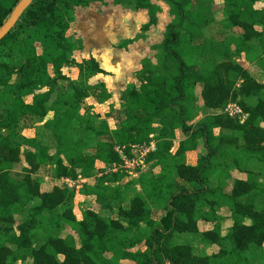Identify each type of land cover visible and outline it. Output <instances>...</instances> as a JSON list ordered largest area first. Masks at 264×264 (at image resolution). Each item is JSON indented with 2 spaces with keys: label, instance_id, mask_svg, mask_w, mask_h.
Segmentation results:
<instances>
[{
  "label": "trees",
  "instance_id": "obj_1",
  "mask_svg": "<svg viewBox=\"0 0 264 264\" xmlns=\"http://www.w3.org/2000/svg\"><path fill=\"white\" fill-rule=\"evenodd\" d=\"M8 1L10 8L0 0V28L20 2ZM105 1L36 0L18 27L0 42V264H264V174L252 170L264 169V100L260 92L264 86L238 60L223 67L229 90H219L215 71L209 67L200 74L192 72L195 65L187 57L180 29L187 22L191 26L198 23L193 13H204L202 7L192 12L193 0H114L131 12L148 14L143 33L158 25L161 9L157 2L167 5L175 19L158 47L164 58L159 72L164 75H158L154 66L150 75L140 74L143 85L129 90L120 124L109 139L104 134L108 123L98 124L95 120L99 117L86 103L89 94L98 90L100 97L108 98L103 84L85 81L104 71L91 59L85 65H74L80 69L77 81L62 73L64 67L73 65L69 56L76 45L67 34L77 9ZM259 2L264 0H223L222 24L226 31H240L230 40L234 42V59L244 57L249 66L264 69V9L255 8ZM132 43L127 40L119 48ZM60 81L68 84L65 90L59 88ZM249 84L254 90L247 96L257 100L247 108L240 104L249 114L244 124L210 113L196 129L186 127L191 118L186 104L193 100L198 85L203 87L204 107L219 112L231 89L239 86L244 91ZM234 94L235 101L240 90ZM51 113L52 119L46 120ZM23 121L30 129L34 122H44L53 143L47 146L21 137ZM81 127L83 134L78 137ZM183 127L188 138L173 153L175 130ZM217 128L219 136L214 133ZM152 135L158 150L149 155L146 164H152L150 173L160 167L162 175L154 180L147 199L165 204L166 215L159 223L154 221L152 209H145L146 201L139 194L118 220L106 221L93 211H84L79 220L73 209L75 191L60 184L49 191L31 190L24 180L15 178L14 169L22 166L23 147L28 148L25 161L31 175L45 174L53 165L55 179L76 178L78 174L87 177L97 163L120 162L117 146L126 147V155L133 158L130 147L148 144ZM199 141L204 143L205 153L197 148ZM188 152L198 153L197 165L185 164ZM171 157L183 159L169 167ZM236 171L246 176L234 178ZM129 176L123 172L104 180L119 183ZM150 176L143 174L139 180L145 185ZM117 192L112 190L106 200L118 199ZM83 193L102 198L94 190ZM34 200L39 203L32 205ZM63 205L66 209L58 213ZM19 216L25 220L15 230L13 224ZM228 218L233 225L224 235L221 224ZM201 222L214 227L201 231ZM66 228L73 235H65ZM147 230L149 235L143 233ZM178 235L200 236L205 246L216 247L218 252L197 256L191 244L178 242ZM140 246L145 249L136 251Z\"/></svg>",
  "mask_w": 264,
  "mask_h": 264
},
{
  "label": "rangeland",
  "instance_id": "obj_2",
  "mask_svg": "<svg viewBox=\"0 0 264 264\" xmlns=\"http://www.w3.org/2000/svg\"><path fill=\"white\" fill-rule=\"evenodd\" d=\"M156 3V2H155ZM160 7V12L158 13V25L157 27L153 28L147 33H143L141 31V27L148 22V15L146 12H139L133 13L126 9L124 6H120L115 4L113 1H110L105 7H97L96 10L94 9V13L96 11L98 19L102 22L101 25L105 23H109L111 26L110 33L113 34L112 42L109 47L104 46L102 52H98L97 56H100L102 59L106 57L110 60L103 61L100 60L102 65H106V69L110 71V73L105 72L104 74L107 76L109 75L111 78H114L116 81H121L123 91H121L120 95V103L116 107V109H120L121 106H124L126 93H129V88L141 87L143 85V81L141 79L140 74L144 71L147 75H150L149 70H152L151 67H156V73L161 77L164 75L163 72H159L162 69L163 65V54L159 52V45L157 43L163 41V37L165 38V30L169 24L174 22V17L170 14L169 7L163 3H157ZM198 7L203 8V15L195 16L198 22L195 26H191L188 22L180 29L181 38L185 45V52L187 57L194 62V68L192 72L194 74L203 73L206 67H209L212 72L215 71L214 82L220 85V89H227L229 90V81L224 72L225 64L233 65L235 60H238L242 66L248 65L244 63V57L239 59H234L233 55L235 52L234 47V34H240L238 29L234 30L230 29L228 31L225 30L223 26V22L225 21V13L223 8V0H193L192 5V12H195ZM222 10L224 16H222V12L218 15L214 14V11ZM213 14V15H212ZM215 15L217 19H214ZM121 23V24H120ZM119 25V26H117ZM104 26V25H103ZM74 35L77 36L75 39L76 48L72 54H70L69 59L73 62L72 67H64L62 69V73L70 80L77 81L80 79V69L75 67L74 65H85L91 59H94L96 63H98L97 59L93 58V45L85 44L84 41L80 40L81 38L78 37L76 30L74 29ZM134 40L133 43L127 47L125 50H120L117 47L121 45L126 40ZM152 41V44L155 46L149 47L147 44L148 40ZM143 41L145 43L143 47L138 46L140 45L139 41ZM232 40V41H230ZM110 53V55L107 53ZM39 53V51H38ZM95 53V52H94ZM108 54V55H107ZM75 63V64H74ZM233 63V64H232ZM99 64V63H98ZM110 65V66H108ZM100 66V65H99ZM248 70H250V74L254 77L255 81L260 85L264 86V69H259L256 66H246ZM49 73L52 74L53 71L51 67H49ZM101 76L100 74L94 78L85 79L87 83L90 85H95L98 83L97 78ZM97 85V84H96ZM128 86H130L128 88ZM68 84L64 81H60L59 88L66 89ZM162 87V86H161ZM203 87L198 85L197 88L194 90V98L191 103L186 104V107L189 111L191 116L190 120L186 122V127H194L195 129L201 124V122L205 121L206 117L210 115H219V112H213L208 110L204 107V100L202 95ZM236 89V88H235ZM234 88L230 90V98L225 102L226 104L229 102L236 103L238 105H242L244 107H248L251 103L256 102L257 99L253 98L250 100L248 94L253 93L254 86L252 84L248 85V88L243 91L242 88L239 86L235 90ZM240 90V97L238 96L237 99L234 101V92ZM98 92L102 94L99 90ZM262 94V99L264 100V89L260 91ZM243 93V94H242ZM216 93L214 92V95ZM119 96V95H118ZM103 97H99L98 99H94L88 96V103H90V107H92V112L94 115H97L95 121L98 124L101 122H105L108 119V112L116 111L111 110L108 111L106 108H102L103 104ZM27 102H31V98L27 99ZM101 104V105H100ZM240 105V106H241ZM49 117H53L49 114ZM48 119V117H47ZM46 119V120H47ZM22 123V131L21 137L26 139L35 140L37 143L42 145L50 146L53 142L50 133L45 131L44 129V122H34L32 129H26V123ZM79 127V126H78ZM83 127L79 129L78 137H81ZM185 128H178L175 130L176 139L184 138ZM221 130L217 128L214 133L216 136H219ZM178 140H175V147L173 149V153L177 151ZM221 141H217L216 144L220 143ZM234 143V142H233ZM241 143V142H240ZM236 144V143H235ZM198 149H200L203 153L206 152L205 145L202 141L198 142ZM32 150V148H30ZM28 151V148L23 147L21 149V160L22 166L14 169V174L16 175L15 178L19 179V181L24 183L26 182L29 188L37 189L41 191H49L53 189L60 179H55L54 177V170L53 165H49L48 173L46 174H33L31 175V167L26 164L25 161V152ZM189 154V155H188ZM183 159L171 157L168 160L169 167H173L176 161ZM197 152L195 155L191 153H187L185 156V164H198L197 163ZM258 175L260 174L263 176L264 169H252ZM97 169L95 168L93 172L87 176L88 180L83 184L82 189L76 193V198L73 202V209L77 217L83 218L84 211H93L97 212L102 216L106 221H110V219H120L121 212L127 210L133 202L135 195H140L145 201V209H152V217L156 223H159L164 216L166 215L165 211V204L159 205L154 201L147 199V195L150 191L151 185L156 181L161 175V170H155L150 173L149 169H142L141 172H135L133 177H126L119 183H107L104 178H97L96 177ZM149 173L151 176L149 177L148 181L143 185L141 183L137 184V181L143 174ZM216 175L219 174V171L215 172ZM49 176V177H45ZM242 176L239 173L234 172V178ZM246 176V175H244ZM242 176V177H244ZM264 178V177H262ZM18 181V180H17ZM18 181V183H19ZM264 181V179H261ZM179 184H184L181 179H178ZM107 183L105 186L104 184ZM105 186V188H101L100 186ZM84 190L90 191H97L99 195L102 197L100 200L96 195L86 196L83 193ZM118 191L120 193V197L118 199H112L110 201L106 200L111 192ZM110 193V194H109ZM107 201V204L105 203ZM38 200H34L32 205L38 204ZM72 206V204H71ZM66 209V205H63L57 209L58 213H62ZM25 217H16L15 223L13 224V229L17 230L19 225L23 223ZM250 224L249 221L246 222ZM223 227V234L225 235L229 228L233 225L231 219H227L222 224ZM214 224H205L204 222L200 223L201 231L211 230L213 229ZM145 235H149V230L144 231ZM73 235L70 229H65V235ZM178 242L179 243H189L195 249V254L197 256H205L211 255L212 253L218 252V248L216 247H207L205 246L201 239L197 236H186V235H178ZM0 240V244H1ZM36 247L39 245L35 243ZM144 246V245H143ZM139 247L136 251L144 250V247ZM31 264V262L25 263ZM123 264H135L132 262H124Z\"/></svg>",
  "mask_w": 264,
  "mask_h": 264
},
{
  "label": "crops",
  "instance_id": "obj_3",
  "mask_svg": "<svg viewBox=\"0 0 264 264\" xmlns=\"http://www.w3.org/2000/svg\"><path fill=\"white\" fill-rule=\"evenodd\" d=\"M110 1H113L114 0H106L105 3H93L91 4L88 8H85V9H77L76 11V19L75 21L71 24L70 26V30L68 31V37L70 38V40H72V42L75 43V39H77V36L74 35L73 33L75 32L74 29L76 30L77 32V35L78 37H80L82 41H84V45L85 44H90V45H93V58L97 59L99 65H100V68L102 71L107 72V73H110V71L108 69H106V65H102L100 60H103V61H108L110 62V60L106 57H103V55L101 56L102 59L100 58V56H97L98 55V52H102V50L104 49V46L106 47H109L111 42H112V38L113 37V34L110 33V29H111V26L109 23H105L104 22V26L101 25L103 21H101L100 19H98L97 17V14H96V11L94 13V9L96 10V8L99 6V7H102V8H106L107 4L110 2ZM2 3L7 7V8H10L11 4L8 0H2ZM115 3V2H114ZM157 3H161V2H157ZM116 4V3H115ZM106 6V7H105ZM167 6V5H166ZM257 10H262L264 9V2H259L256 4V7H255ZM170 10V9H169ZM131 12V11H130ZM220 12H222V16H223V11L222 10H217V11H214V14L218 15ZM133 13H139V12H133ZM148 15V14H147ZM215 15V19H217ZM148 21H149V17H148ZM159 22V21H158ZM148 23V22H147ZM145 23V24H147ZM121 24V23H120ZM144 24V25H145ZM143 25V26H144ZM119 26V25H117ZM142 26V27H143ZM142 27H141V31H142ZM157 27V26H156ZM168 27V26H167ZM155 28V27H154ZM153 29V28H152ZM151 29V30H152ZM167 29V28H166ZM149 32V31H148ZM166 32V30H165ZM132 40V39H130ZM127 41V40H126ZM134 41V40H133ZM163 41H164V37H163ZM163 41L157 43L159 45V47L162 45ZM125 42V41H124ZM140 42V45L138 46H141L143 47V45L145 43H143V41H139ZM149 47H152V46H155V44H152V41L151 39L148 40L147 44ZM120 46V45H119ZM119 46L117 47L118 49ZM130 46V45H129ZM128 46V47H129ZM145 46V45H144ZM127 48H124V49H120V50H125ZM95 52V53H94ZM107 53L110 55V53L108 52V49H107ZM107 54V55H108ZM244 63H246V61H244ZM110 66V65H108ZM245 66V65H244ZM248 66V65H246ZM245 66V67H246ZM104 73L100 74L101 76H99L97 78V81L98 83L96 84H103L107 90V94H108V98L106 99H103L104 101L103 102V106L102 108H106L108 109V111H111V110H116V111H112L113 113L110 114L111 112H108L109 116H108V119H107V123H108V131L105 132V136L108 137L109 139L111 138V135H112V131H114L118 126H119V117H120V113H121V110L124 108V106H121L120 109H116V107L118 106V104L121 102L120 101V95H121V91H123V87H122V84H121V81H116L114 80V78H111L109 75H105ZM95 84V85H96ZM130 86H128L129 88ZM135 88H140V87H135ZM131 88H129L130 90ZM128 90V91H129ZM101 92V91H100ZM102 93V92H101ZM128 95V93H126ZM119 95V96H118ZM126 95V96H127ZM89 97L91 98H94V99H98L100 97V93L99 92H96L95 94H89ZM126 100L125 99V103H126ZM86 103L87 105L89 106L90 103H88V98L86 100ZM101 105V104H100ZM117 105V106H116ZM116 106V107H115ZM85 111L82 110V114H84ZM50 115L53 116V114L51 113ZM48 119H52V117H48ZM47 119V120H48ZM26 129H30V128H26ZM32 129V128H31ZM154 136V135H152ZM188 138V136L184 134V138L183 139H176L178 140L177 143H180L182 142L183 140H186ZM188 153H191L192 155H195V152H188ZM189 155V154H188ZM197 160L199 162V155L197 153ZM197 162V163H198ZM187 165H190L189 163H187ZM197 164H191L190 166H195ZM105 165L102 164V163H97L96 165V169L97 171L100 170L101 167H104ZM152 164H145V167L143 169H152ZM160 170L161 168L160 167H156L154 168V171L155 170ZM141 170H139L137 173L141 172ZM50 172V170H49ZM49 172H47L49 174ZM97 173V172H96ZM46 174V173H45ZM131 177H133L135 175V173H129ZM45 177H49V176H45ZM96 177H97V174H96ZM98 178V177H97ZM99 179V178H98ZM140 180L137 181V184H140ZM58 184H60L58 182ZM61 185V184H60ZM141 185V184H140ZM77 216V215H76ZM78 218V217H77ZM79 220H81L82 218H78ZM198 237V236H197ZM200 238V236H199ZM201 239V238H200Z\"/></svg>",
  "mask_w": 264,
  "mask_h": 264
},
{
  "label": "built area",
  "instance_id": "obj_4",
  "mask_svg": "<svg viewBox=\"0 0 264 264\" xmlns=\"http://www.w3.org/2000/svg\"><path fill=\"white\" fill-rule=\"evenodd\" d=\"M221 115L228 116L231 119L237 120L240 124H244L248 118L249 114L244 111V109L236 103H227L221 111ZM134 157L129 158L126 155L127 148L123 146H117L116 152L120 155V162L113 163L108 166L101 167L97 171L98 178L110 177L112 175L122 174L123 172L135 173L145 167L146 161L149 155L157 152L158 142L154 136L150 137V142L144 145H133L130 147ZM88 180L86 176L78 174L76 178H63L58 182L61 186L66 187L76 193L82 189L83 184ZM165 264H173L167 262Z\"/></svg>",
  "mask_w": 264,
  "mask_h": 264
},
{
  "label": "water",
  "instance_id": "obj_5",
  "mask_svg": "<svg viewBox=\"0 0 264 264\" xmlns=\"http://www.w3.org/2000/svg\"><path fill=\"white\" fill-rule=\"evenodd\" d=\"M35 2L36 0H20V2L12 10V13L7 21L0 28V42L18 27L21 19L31 9Z\"/></svg>",
  "mask_w": 264,
  "mask_h": 264
}]
</instances>
